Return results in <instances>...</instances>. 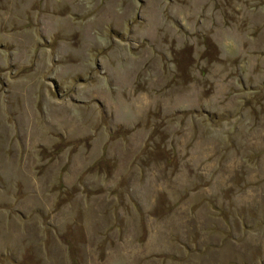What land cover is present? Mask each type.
<instances>
[{"label":"rangeland","instance_id":"obj_1","mask_svg":"<svg viewBox=\"0 0 264 264\" xmlns=\"http://www.w3.org/2000/svg\"><path fill=\"white\" fill-rule=\"evenodd\" d=\"M0 264H264V0H0Z\"/></svg>","mask_w":264,"mask_h":264}]
</instances>
